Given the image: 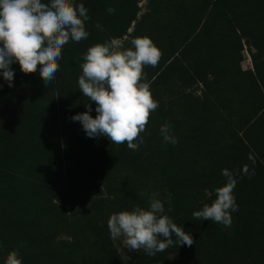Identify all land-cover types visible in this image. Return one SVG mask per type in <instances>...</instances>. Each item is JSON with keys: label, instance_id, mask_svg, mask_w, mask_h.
<instances>
[{"label": "trees", "instance_id": "obj_1", "mask_svg": "<svg viewBox=\"0 0 264 264\" xmlns=\"http://www.w3.org/2000/svg\"><path fill=\"white\" fill-rule=\"evenodd\" d=\"M75 2L90 35L64 45L55 79L15 64L11 87L0 78V264L12 251L23 264H264V0H147L144 13L142 0ZM145 36L161 57L144 68L159 107L143 143L87 137L71 120L89 102L78 85L83 56ZM166 122L176 145L162 139ZM224 170L236 180L229 228L193 217L217 198ZM153 194L194 244L137 250L129 262L108 220L147 209Z\"/></svg>", "mask_w": 264, "mask_h": 264}, {"label": "clouds", "instance_id": "obj_2", "mask_svg": "<svg viewBox=\"0 0 264 264\" xmlns=\"http://www.w3.org/2000/svg\"><path fill=\"white\" fill-rule=\"evenodd\" d=\"M109 13L115 9L108 8ZM90 19L83 3L75 0H0V78L12 86L18 65L25 74L38 71L46 82L55 79L60 70L62 50L70 40L80 42L90 33L86 22ZM125 47L120 38L90 47L83 56L82 75L78 79L80 92L89 99L87 109L71 117L79 122L89 138H107L111 143L124 144L137 150L143 143L140 133L146 130L150 114L159 107L147 82L146 66L155 67L160 50L149 37L131 40ZM95 102V118L92 116ZM165 144L179 141L166 122L160 127ZM139 138L138 143H134ZM225 185L215 190L216 199L193 217L231 226L232 213L238 211L234 196L236 180L224 170ZM153 194L147 209L139 206L132 211L114 213L108 220L112 239L124 237L129 250L143 249L149 256L169 246H192V234L165 214V202ZM170 204V196H169ZM170 210V208H169ZM175 236V241L173 240ZM4 264H23L17 251L10 252Z\"/></svg>", "mask_w": 264, "mask_h": 264}, {"label": "rangeland", "instance_id": "obj_3", "mask_svg": "<svg viewBox=\"0 0 264 264\" xmlns=\"http://www.w3.org/2000/svg\"><path fill=\"white\" fill-rule=\"evenodd\" d=\"M146 5H147V0H142V3H141V6L143 7L142 13L146 11ZM242 67L246 70L253 68L252 59L247 51L245 52V60L242 63ZM2 112H3V105H0V117L2 115ZM229 227L230 226H226V228H229ZM112 240L125 260L129 262L135 261L136 253L133 250H129V248L125 246V244L123 243L124 237H120L118 239H115V240L112 239Z\"/></svg>", "mask_w": 264, "mask_h": 264}]
</instances>
